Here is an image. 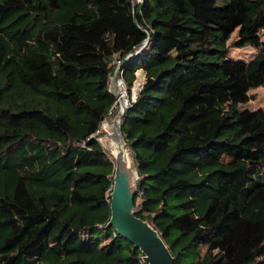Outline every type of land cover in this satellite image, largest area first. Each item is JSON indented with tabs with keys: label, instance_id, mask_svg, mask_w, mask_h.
I'll list each match as a JSON object with an SVG mask.
<instances>
[{
	"label": "trees",
	"instance_id": "trees-1",
	"mask_svg": "<svg viewBox=\"0 0 264 264\" xmlns=\"http://www.w3.org/2000/svg\"><path fill=\"white\" fill-rule=\"evenodd\" d=\"M147 39L121 74L131 98L146 73L122 122L137 216L175 264H264V110L240 109L264 87V0H0V264H144L107 227L97 134Z\"/></svg>",
	"mask_w": 264,
	"mask_h": 264
},
{
	"label": "water",
	"instance_id": "water-1",
	"mask_svg": "<svg viewBox=\"0 0 264 264\" xmlns=\"http://www.w3.org/2000/svg\"><path fill=\"white\" fill-rule=\"evenodd\" d=\"M149 40L147 39L142 45L136 47L122 62H119L111 79L109 91L116 97L120 106V111L115 121L118 120L119 133L124 147L127 146V143L122 131L123 117L130 103L134 102L138 97L145 81L140 83L137 95L134 94V87L131 98L127 95V101L123 104L118 89V80L126 63L141 52L149 43ZM140 72L144 73L145 79L146 73L143 70ZM139 74L138 72L136 73L137 78ZM138 82L139 80L137 79L136 84ZM138 179L139 176L134 167V160L132 170L123 152L120 151L115 160L114 186L111 194V219L107 227H113L119 236L129 241L135 249L141 251L144 264H175V258L162 239L161 234L148 221L139 218L136 214L135 199Z\"/></svg>",
	"mask_w": 264,
	"mask_h": 264
},
{
	"label": "rangeland",
	"instance_id": "rangeland-1",
	"mask_svg": "<svg viewBox=\"0 0 264 264\" xmlns=\"http://www.w3.org/2000/svg\"><path fill=\"white\" fill-rule=\"evenodd\" d=\"M137 1L140 2V0H137ZM237 34H238V32H235L232 35V37H231V39L229 41V45H231L234 41L237 40V36H238ZM255 53H256V50L254 48H252V47H246V48H243V49L231 48L229 50V53H228V59H230V60H233V59L234 60H248ZM140 71L141 70L138 71V74L140 73ZM138 78L137 79L139 81H142V82L145 81L144 75L142 73L139 74ZM136 86H137V84L135 82L133 88L136 87ZM125 87L127 88V92L124 90L125 91V96H127L128 87H127L126 83H125ZM133 88H132V90H133ZM120 94H121V97H122L123 96L122 91H120ZM128 97L130 98L129 94H128ZM250 97H251V100L248 103L240 105V109L241 110H245V109L251 110V111L252 110H258V109H263L264 110V87H260V88L251 90L250 91ZM119 111H120V108L115 110L113 112V114H111L106 119V121L103 123V125L100 128V131L97 134L99 136V141L104 146V148L110 153L112 158H114V155H113V153H112V151L110 149H111V146H112L113 142H112V140L110 139L109 136H110V133H111V126L114 125L116 117L118 116ZM133 160H134V158H133ZM134 167L136 169L135 161H134Z\"/></svg>",
	"mask_w": 264,
	"mask_h": 264
},
{
	"label": "bare ground",
	"instance_id": "bare-ground-1",
	"mask_svg": "<svg viewBox=\"0 0 264 264\" xmlns=\"http://www.w3.org/2000/svg\"><path fill=\"white\" fill-rule=\"evenodd\" d=\"M142 72H140L141 74ZM144 75V73H142ZM142 81H139L137 83V86L134 89V94L137 95L138 91H139V85ZM123 96H122V103L125 104L127 101V96H125V91L124 89H121ZM110 139L112 140V146H111V151L114 155V158L116 160V157L118 155V153L121 151L123 152L124 156L126 157L128 164L130 166V168L133 170V159H132V155L130 152V149H128V147H124L123 143H122V139L119 133V126H118V120L115 121L114 125L111 126V133H110Z\"/></svg>",
	"mask_w": 264,
	"mask_h": 264
},
{
	"label": "built area",
	"instance_id": "built-area-1",
	"mask_svg": "<svg viewBox=\"0 0 264 264\" xmlns=\"http://www.w3.org/2000/svg\"><path fill=\"white\" fill-rule=\"evenodd\" d=\"M141 1V0H140ZM118 89L119 91H121V89H124L127 92V88L125 87V81L122 77H120V79L118 80ZM128 95V94H127ZM118 105V106H117ZM119 104L117 102V104L114 106V109L112 110V112H110L109 115L113 114V111H115L117 108H119Z\"/></svg>",
	"mask_w": 264,
	"mask_h": 264
},
{
	"label": "crops",
	"instance_id": "crops-1",
	"mask_svg": "<svg viewBox=\"0 0 264 264\" xmlns=\"http://www.w3.org/2000/svg\"><path fill=\"white\" fill-rule=\"evenodd\" d=\"M139 79V78H138Z\"/></svg>",
	"mask_w": 264,
	"mask_h": 264
}]
</instances>
